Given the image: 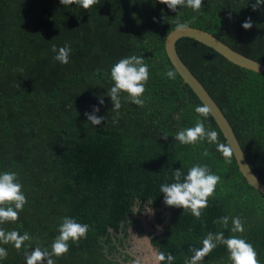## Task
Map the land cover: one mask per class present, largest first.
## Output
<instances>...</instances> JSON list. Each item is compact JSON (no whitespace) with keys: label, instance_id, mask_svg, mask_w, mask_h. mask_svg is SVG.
Wrapping results in <instances>:
<instances>
[{"label":"trees","instance_id":"trees-1","mask_svg":"<svg viewBox=\"0 0 264 264\" xmlns=\"http://www.w3.org/2000/svg\"><path fill=\"white\" fill-rule=\"evenodd\" d=\"M255 0H203L200 11H171L159 0H99L87 10L59 0H0V173L16 172L28 203L5 231L29 234L21 249L7 250L0 264H26V254L40 247L51 252L62 218L88 224L86 239L69 241L68 253L52 256L55 264H131L126 252L146 207L156 210L160 235H152L156 252L171 253L172 264H187L192 248H201L209 232L223 231L251 243L264 264V196L249 186L234 157L226 162L218 145L228 146L210 114L183 83L168 60L164 42L176 22L201 29L232 50L264 63V4ZM253 27H241L246 18ZM71 47L69 62L54 60L51 49ZM176 52L228 120L244 156L264 184V74L228 62L189 38ZM141 56L150 77L144 107L121 94L118 122L110 97L112 66L121 58ZM176 72L174 80L165 72ZM104 104L98 103L99 98ZM99 107L101 125L85 112ZM201 120L218 139L181 144L177 132ZM168 136L166 139L162 138ZM207 151L208 155H204ZM206 165L221 180L200 219L164 203L160 185L171 172ZM167 213V214H165ZM228 216V227L217 223ZM244 221L234 233L232 218ZM167 264V262H162ZM200 264H232L218 245Z\"/></svg>","mask_w":264,"mask_h":264},{"label":"clouds","instance_id":"clouds-1","mask_svg":"<svg viewBox=\"0 0 264 264\" xmlns=\"http://www.w3.org/2000/svg\"><path fill=\"white\" fill-rule=\"evenodd\" d=\"M63 6L79 5L82 9L87 10L90 7L97 5L99 0H59ZM173 12H176L178 7H188L193 11H200L203 7V0H159ZM264 4V0H255L252 4V9L257 10L260 5ZM241 27L249 30L253 27L251 18H246ZM188 29L186 23L176 22V30L184 31ZM56 55L54 60L61 64L69 62L71 47L64 45L57 49L55 45L51 49ZM168 79L174 80L176 72L168 70L165 72ZM110 77L113 81V86L108 90L106 95L110 97L112 111L116 113L117 119L113 120V124L118 122L119 110L122 107L121 94L124 93L127 99L139 106H145L144 93L146 91L150 73L148 65L144 63V58L141 56L131 55L126 58H121L115 63L110 70ZM100 105L104 104V99H98ZM100 111L99 107L93 106L92 112H85L87 121L92 126L101 125L105 120L104 116H98L96 113ZM195 112L201 116L209 115L208 106H197ZM164 136L162 138H167ZM174 139L181 144H196L197 142L207 139L210 143H215L218 139V133L205 128L201 120H197L194 127L183 129L176 133ZM218 150L222 152L226 158V162L231 163L233 150L230 146L218 145ZM204 155H208L205 151ZM172 183H164L160 185V193L164 196L166 206L181 208L188 210L197 219H200L203 210L208 207L209 198L215 193L216 186L220 182V176L213 174L206 165H194L186 173L180 168L171 172ZM22 184L19 182L16 172L0 173V224L15 222L19 219V213L23 211L24 206L28 203L27 197L22 190ZM229 217H221L217 223L228 227ZM232 229L234 233H244V221L237 216L233 217ZM89 232V225L77 222L74 218L65 216L58 228V235L51 245V252L43 250L40 247L32 249L26 254V264H55L52 256L60 257L69 251V241L78 243L81 239H86ZM31 237L27 232L21 235L19 232L5 231L0 228V242L4 244L11 243L16 249H21L26 241ZM218 245H224L229 253L232 264H260L258 253L253 245L242 238L235 236L225 238L224 232L211 233L209 232L206 238L202 241V247L192 248L193 255L190 257L187 264H200V262L211 253ZM8 252L5 248L0 247V259L7 258ZM175 257L171 253L165 254L158 252L156 254L157 264L167 262L172 264ZM135 264V262H134Z\"/></svg>","mask_w":264,"mask_h":264},{"label":"water","instance_id":"water-1","mask_svg":"<svg viewBox=\"0 0 264 264\" xmlns=\"http://www.w3.org/2000/svg\"><path fill=\"white\" fill-rule=\"evenodd\" d=\"M181 38L193 39L214 50L233 65L258 74H264V63L245 57L244 55L232 50L210 33L194 27H188V29L184 31H177L174 29L169 32L164 42L166 56L177 74L182 79L183 83L192 90L203 106H208L210 116L213 118L217 127L221 131L228 146H230L233 150V157L239 172L249 186L264 196V184L251 170L228 120L224 117L220 108L204 89L201 83L192 75L190 70L179 58L175 49V44Z\"/></svg>","mask_w":264,"mask_h":264},{"label":"rangeland","instance_id":"rangeland-1","mask_svg":"<svg viewBox=\"0 0 264 264\" xmlns=\"http://www.w3.org/2000/svg\"><path fill=\"white\" fill-rule=\"evenodd\" d=\"M156 210L152 207H146L140 222L144 232L141 236L133 230L129 231L130 238L126 252L133 258L131 264H157L156 250L150 244L152 235H160L161 226L155 223ZM167 214V213H165Z\"/></svg>","mask_w":264,"mask_h":264}]
</instances>
